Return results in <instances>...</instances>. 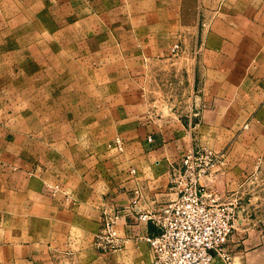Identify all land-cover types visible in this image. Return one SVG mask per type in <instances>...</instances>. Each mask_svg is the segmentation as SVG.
<instances>
[{"label":"rangeland","instance_id":"rangeland-1","mask_svg":"<svg viewBox=\"0 0 264 264\" xmlns=\"http://www.w3.org/2000/svg\"><path fill=\"white\" fill-rule=\"evenodd\" d=\"M223 45L250 49L234 89L246 96L260 90L253 64L264 51V0H0V174L12 176L15 153L39 151L28 140L49 144L53 160L81 155L85 145L102 139L101 113L132 101L126 95L135 92L170 96L176 77L203 75L205 53ZM197 85L196 96L208 90ZM243 100L250 111L223 134L230 142H264V123L252 121L254 100ZM191 148L224 154L217 173L224 171L226 151ZM251 170L226 196L237 200L235 214L239 206L264 202L263 155ZM226 251L230 259L218 264H233L229 244Z\"/></svg>","mask_w":264,"mask_h":264},{"label":"crops","instance_id":"crops-1","mask_svg":"<svg viewBox=\"0 0 264 264\" xmlns=\"http://www.w3.org/2000/svg\"><path fill=\"white\" fill-rule=\"evenodd\" d=\"M259 45L252 46L254 53L260 50ZM237 47V52L230 45H223L220 52L209 49L204 55L203 75L176 77L172 83L178 85L174 84L170 96L150 90L126 95L133 100L101 113L102 139L85 145L79 156L53 160L49 144L28 140L29 147H39V151L15 153L12 176L0 174V264L148 263L152 251L138 239L127 241L114 253L95 248L101 208L108 201L125 204L133 191L140 190V211L159 209L175 197L169 183L171 166L198 144L226 151V167L211 178L210 186L225 197L237 190L240 180L251 173L256 156H264V142H230L223 134L236 129L234 125L250 111L243 99L254 100L253 124L264 123V109L259 106L264 95V51L253 64L260 90L246 96L244 89L236 90L233 84L243 81L244 57L250 49ZM180 83L190 90L181 89ZM198 83L208 90L196 96L193 88ZM215 83L220 84L219 90L214 89ZM116 137L124 142L121 154L108 152L106 147ZM54 182L64 184L70 202L45 192L44 185ZM148 229L155 231L151 224ZM121 231L136 238L143 228L122 225ZM228 244L233 264H264L263 201L260 206L238 207Z\"/></svg>","mask_w":264,"mask_h":264},{"label":"built area","instance_id":"built-area-1","mask_svg":"<svg viewBox=\"0 0 264 264\" xmlns=\"http://www.w3.org/2000/svg\"><path fill=\"white\" fill-rule=\"evenodd\" d=\"M178 45L173 46L176 50ZM148 141H152L148 137ZM116 153L124 151L120 137L108 146ZM225 166V155L208 148L189 149L171 166L169 183L175 197L159 209L140 211V190L125 204L106 202L101 208L100 228L94 246L102 253L122 250L127 241L147 243L152 258L146 264H218L230 259L226 247L234 231L237 200L229 201L210 186V180ZM220 172V171H219ZM206 180H208L206 182ZM46 191L63 202L72 200L69 191L58 183H47ZM151 224L155 231L150 232ZM141 226L136 238L122 233L121 227Z\"/></svg>","mask_w":264,"mask_h":264}]
</instances>
